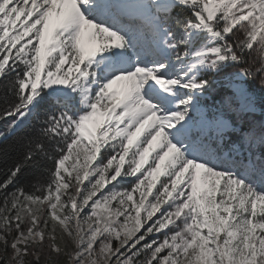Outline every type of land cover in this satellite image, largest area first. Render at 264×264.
I'll return each mask as SVG.
<instances>
[{"label":"snow or ice","instance_id":"snow-or-ice-1","mask_svg":"<svg viewBox=\"0 0 264 264\" xmlns=\"http://www.w3.org/2000/svg\"><path fill=\"white\" fill-rule=\"evenodd\" d=\"M0 264H264V0H0Z\"/></svg>","mask_w":264,"mask_h":264}]
</instances>
